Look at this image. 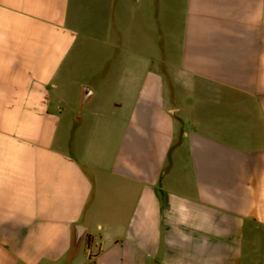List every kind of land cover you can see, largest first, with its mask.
I'll use <instances>...</instances> for the list:
<instances>
[{
	"label": "crops",
	"instance_id": "crops-1",
	"mask_svg": "<svg viewBox=\"0 0 264 264\" xmlns=\"http://www.w3.org/2000/svg\"><path fill=\"white\" fill-rule=\"evenodd\" d=\"M0 264H264V0H0Z\"/></svg>",
	"mask_w": 264,
	"mask_h": 264
},
{
	"label": "water",
	"instance_id": "water-1",
	"mask_svg": "<svg viewBox=\"0 0 264 264\" xmlns=\"http://www.w3.org/2000/svg\"><path fill=\"white\" fill-rule=\"evenodd\" d=\"M81 235V229L76 233L75 240H78Z\"/></svg>",
	"mask_w": 264,
	"mask_h": 264
}]
</instances>
